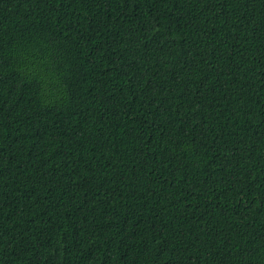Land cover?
Returning <instances> with one entry per match:
<instances>
[{"label":"trees","instance_id":"16d2710c","mask_svg":"<svg viewBox=\"0 0 264 264\" xmlns=\"http://www.w3.org/2000/svg\"><path fill=\"white\" fill-rule=\"evenodd\" d=\"M0 264H264V0H0Z\"/></svg>","mask_w":264,"mask_h":264}]
</instances>
